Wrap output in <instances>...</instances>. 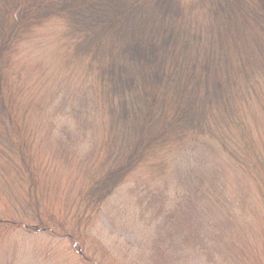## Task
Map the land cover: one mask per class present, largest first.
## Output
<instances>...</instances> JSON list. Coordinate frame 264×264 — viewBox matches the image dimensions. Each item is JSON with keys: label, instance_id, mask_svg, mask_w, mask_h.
<instances>
[{"label": "trees", "instance_id": "trees-1", "mask_svg": "<svg viewBox=\"0 0 264 264\" xmlns=\"http://www.w3.org/2000/svg\"><path fill=\"white\" fill-rule=\"evenodd\" d=\"M23 48L43 51L52 73L59 65L87 78L100 111L101 146L75 202L84 207L71 219L43 209L46 180L36 177L44 156L34 153L44 119L29 112L47 97L27 99L22 71L13 73ZM257 87L264 88V0H0V189L18 203L15 217L0 213V227L76 238L84 214L96 213L135 170L162 186L172 177L168 164L202 146L255 183L264 264Z\"/></svg>", "mask_w": 264, "mask_h": 264}, {"label": "rangeland", "instance_id": "rangeland-1", "mask_svg": "<svg viewBox=\"0 0 264 264\" xmlns=\"http://www.w3.org/2000/svg\"><path fill=\"white\" fill-rule=\"evenodd\" d=\"M19 52L13 73L22 71L19 83L28 88L27 99L47 97L39 112H29L33 120L44 119L34 153L44 156L36 177L46 180L43 209L50 208L59 221L71 219L84 207L75 202L101 146L100 111L92 106L87 78L62 74L59 65L52 73L47 65L52 59L43 51ZM263 89L256 91L264 96ZM256 117L264 131V116ZM195 148L168 164L172 177L162 186L140 169L131 173L96 213L84 214L76 238L0 227V264H96L91 258L100 264H263L262 205L255 183L237 174L216 149ZM205 170L208 175L201 179ZM14 208L16 200L9 201L0 189L2 216L15 217Z\"/></svg>", "mask_w": 264, "mask_h": 264}]
</instances>
